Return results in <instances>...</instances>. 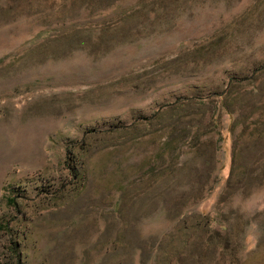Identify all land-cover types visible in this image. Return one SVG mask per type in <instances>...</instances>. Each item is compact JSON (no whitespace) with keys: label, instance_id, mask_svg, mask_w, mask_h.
<instances>
[{"label":"rangeland","instance_id":"rangeland-1","mask_svg":"<svg viewBox=\"0 0 264 264\" xmlns=\"http://www.w3.org/2000/svg\"><path fill=\"white\" fill-rule=\"evenodd\" d=\"M0 264H264V0H0Z\"/></svg>","mask_w":264,"mask_h":264},{"label":"trees","instance_id":"trees-1","mask_svg":"<svg viewBox=\"0 0 264 264\" xmlns=\"http://www.w3.org/2000/svg\"><path fill=\"white\" fill-rule=\"evenodd\" d=\"M225 139H226V136H225V134H224L223 137H222L223 142L225 141ZM12 202H13V201H12Z\"/></svg>","mask_w":264,"mask_h":264}]
</instances>
